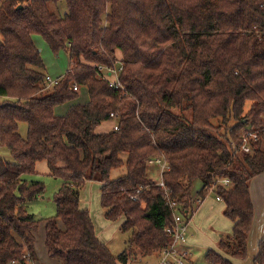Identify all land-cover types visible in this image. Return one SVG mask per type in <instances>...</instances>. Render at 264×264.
<instances>
[{
  "label": "trees",
  "instance_id": "trees-1",
  "mask_svg": "<svg viewBox=\"0 0 264 264\" xmlns=\"http://www.w3.org/2000/svg\"><path fill=\"white\" fill-rule=\"evenodd\" d=\"M34 36L52 53L68 54L69 68L54 86L44 83ZM116 63L122 89L98 68ZM73 85L86 87L89 101L54 115L78 97ZM0 98V146L13 160L0 158V264L36 261L38 222L26 205L44 185L22 176L43 161L61 183L55 217L44 224L47 256L57 264H128L154 255L171 242L168 202L191 215L211 186L233 226L204 259L246 257L249 184L264 174V0H0ZM110 114L117 130L95 133ZM248 129L258 141L242 153ZM160 156L168 164L164 188L146 163ZM114 170L120 176L111 179ZM224 179L229 187L216 184ZM195 181L201 186L193 196ZM87 182L100 186L104 218L121 220L120 232L129 234L117 256L79 206ZM253 264H264V236Z\"/></svg>",
  "mask_w": 264,
  "mask_h": 264
},
{
  "label": "crops",
  "instance_id": "crops-1",
  "mask_svg": "<svg viewBox=\"0 0 264 264\" xmlns=\"http://www.w3.org/2000/svg\"><path fill=\"white\" fill-rule=\"evenodd\" d=\"M37 37L38 36H34L32 38V40L34 42V45L39 49L40 56L42 59V55H41L42 54V47H43V49L44 48L46 49L48 46L46 47L45 46L46 43L44 44ZM67 56H68V54H67ZM116 57L121 58V54L118 51L116 52ZM68 59H69V57H68ZM42 62H43V66H44L45 77H50V79H52V80H59L66 73L65 72L64 74H61V73L60 74H49V73H47L46 65H45V62L43 59H42ZM69 64H70V62H69ZM68 68H69V65H68ZM68 68H67V70H68ZM77 93H78V97L74 101L68 102L67 104H64L63 105L64 109H61L60 111H58V113H57V110H59V109H57V108L59 106L56 107L54 109V115L63 116V115H65V113L67 112V110L71 106L84 105L89 101L88 92H87L86 87L78 86ZM1 100H4V99L1 98ZM114 124H115L114 120H109V121L103 122L98 127H96L94 132L97 134L108 133V132L113 130ZM44 164H46V162H44V161L38 162L35 165V170L37 168H38V170L43 169ZM156 168L159 170V176L161 179L162 175H163L161 173V169L159 167H156ZM47 170H48V168H47ZM158 170H157V172H158ZM149 172H151V168H149ZM260 184H262V187L259 186ZM60 186H61V183H60L59 187ZM97 186H98V190H99V187H100L99 184ZM254 188H255L254 195L258 199V203L261 206L260 208H258L256 205V201H255V198L253 195V189ZM197 191L193 192V196L196 195ZM249 194H250L251 202L253 205L254 215H253L252 224H251V227H250L247 239H246V257L242 260L238 259V258L237 259L236 258H228V260L232 264H253V259L257 254L258 243H259L260 239L264 236V174L258 175L250 181ZM214 202H216V203H214ZM214 202H213V200L208 201V199H206V197H205L203 200H201L200 204L196 206V209L194 210L193 214H191L190 218L188 219V225H187V229H186V240H185V243L180 246V251L187 253L188 264H197L196 260L193 259V257H192L193 256L192 255L193 250L196 247L197 243L200 245L202 243L203 247H206L205 253L208 250L218 251L217 250V244H218L220 238L231 234V230H232V226H233L232 222H230L227 218H226L227 221H219L217 218H215L216 216H218V217L223 216L224 204L219 199H218V202L217 201H214ZM79 206L81 209H85L88 212L90 210V208L86 202H79ZM99 207H100V192H99ZM91 219H92V222H93L94 227H95V232H96L97 238L105 245H107L106 238H108V233L112 232V230H111L112 224H116L119 227V225L122 222L120 220L119 222L113 223L111 221L106 220L103 216V212H102L101 208H100V212L97 211L96 213H93V216L91 217ZM105 226H107V227H105ZM34 252H35V256H36V263L39 264L37 262L38 255H37V252L35 250V246H34ZM205 253H204V256H205ZM46 254H47V252H46ZM137 256H136V258H137ZM151 257H153V255L150 257H139L138 256L137 261H135L136 258L134 257V261L132 260L128 264H137V263L141 262L143 259L151 258ZM156 258L158 260V264H160L159 252H157ZM204 261H205V259H204ZM205 263L208 264L206 261H205ZM55 264H57V263H55Z\"/></svg>",
  "mask_w": 264,
  "mask_h": 264
},
{
  "label": "rangeland",
  "instance_id": "rangeland-1",
  "mask_svg": "<svg viewBox=\"0 0 264 264\" xmlns=\"http://www.w3.org/2000/svg\"><path fill=\"white\" fill-rule=\"evenodd\" d=\"M58 7L60 8V14L63 15L66 13V9L63 3H61L60 5H58ZM40 41H42L44 44L45 42L37 37ZM45 46L47 47V45L45 44ZM39 50V49H38ZM42 59L45 62L46 65V69H47V73L49 74H64L68 68L69 65V59L68 56L66 54L65 51H59L57 54H54L50 51V49L47 47L46 49L42 47ZM118 66V68H120V64L116 63ZM63 72V73H62ZM4 100H1L0 98V103H2ZM67 104V103H66ZM57 109V113L58 111H60L61 109H64V106H59ZM18 134L24 139L26 137V130L27 127L24 123H20L18 125ZM250 131L252 132V129H248V131L243 130L241 133V137L244 136V134H249ZM258 141V138L256 139H252V143H256ZM240 151H242L240 149ZM242 153H244L242 151ZM250 153V151H249ZM0 158L3 159L4 161L8 162V163H12V157L9 153V151L0 146ZM159 159L161 160V165H164L168 168V164L166 163V161L164 160L163 157H159ZM158 166H150L149 168H151V172L148 173L149 177L154 180L153 182H155L156 185H159L162 182V178L160 179L159 176V170L156 168ZM158 172H157V170ZM35 174L34 175H26V176H22L23 179L25 181L29 182H42L44 185V191L43 194L36 199L33 202H30L26 205V211L33 215V218L38 222V228L35 232V250L37 252L38 255V259L37 262L39 264H55L57 263L55 260L50 259L47 254H46V250H45V246H44V224L45 221L48 219H53L55 217V213H56V209H55V205L53 202V196L56 193L59 185H60V181L57 179H54L53 177H51L49 175V171L47 170V166L46 164H44V168L41 170H38V168L35 170ZM166 171H168V169H166L165 171L161 172L162 174L165 173ZM120 176V174L117 172V170H114L110 176L111 179H114L116 177ZM220 181V180H218ZM218 181H216V184L218 185ZM230 183V182H229ZM256 184V183H255ZM98 184L95 182H87L82 189L80 190V202H86L87 205L89 206L90 210H89V214L90 217L93 216V213H96L97 211L100 212V207H99V190H98ZM258 185V184H257ZM201 186V182L200 181H195L193 183V192L199 190ZM260 187H262V184L259 185ZM212 187V186H211ZM212 191V193H211ZM215 191V187L213 186L210 190V193H208L206 199H208V201L213 200L218 202V198L217 196H215L214 194ZM255 193V188L253 189V195ZM255 201H256V205L258 208H260V204L258 203V199L257 197H255ZM216 203V202H214ZM215 218H217L219 221H227V219L224 216L218 217L216 216ZM58 227L62 228L63 225L61 223L60 220H56ZM107 227V226H105ZM104 227V228H105ZM112 232L108 233V238H106V242H107V247L109 248L110 252L112 253V255L117 256L118 254H120L126 247V242L129 238V234H123L120 232L119 227L116 224H112ZM206 247H203V244H196V247L193 250L192 253V257L193 259L196 260L197 264H206L204 261V253H205V249ZM157 253H154L153 257L151 258H145L143 259L141 262L137 263V264H158V260H157ZM136 258V257H135ZM138 256L136 258L135 261H137ZM134 261V259H133Z\"/></svg>",
  "mask_w": 264,
  "mask_h": 264
},
{
  "label": "built area",
  "instance_id": "built-area-1",
  "mask_svg": "<svg viewBox=\"0 0 264 264\" xmlns=\"http://www.w3.org/2000/svg\"><path fill=\"white\" fill-rule=\"evenodd\" d=\"M99 70L103 72V79L107 80L109 82L110 87H113L115 89H122V86L118 80V74L121 68H110V69H103L102 67H98ZM105 73V74H104ZM44 83L50 87L54 86L57 83V80H52L50 77H45ZM71 90L73 92L78 91V86L73 85L71 87ZM110 118L115 121V124L113 126V130H117V118L116 115L110 114ZM252 139H256L255 135L252 134H244V136L241 137V144L240 149L244 153H249L250 147L249 143L252 141ZM147 165L149 166H158L161 169V172L168 169L166 166L161 165V160L159 157H153L149 159L147 162ZM218 185H221L223 187H229L230 183L228 180H220L217 182ZM159 187L164 188L163 183L161 182ZM213 187V186H212ZM135 200V198H132ZM200 200H196V205L200 204ZM169 207L173 210V229L167 230V233L171 235V242L167 247L163 248L159 251L160 255V264H188L187 260V253L180 251V246L185 243L186 240V229L188 225V219L190 218V214L188 211H179V206L175 202H168ZM189 217V218H188ZM10 264H15L14 262ZM27 264H37L34 260H29Z\"/></svg>",
  "mask_w": 264,
  "mask_h": 264
}]
</instances>
